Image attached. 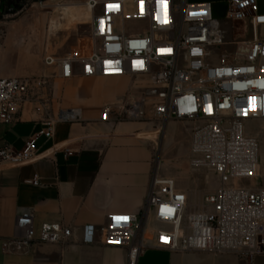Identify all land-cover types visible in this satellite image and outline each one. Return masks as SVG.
Masks as SVG:
<instances>
[{
	"label": "built area",
	"instance_id": "built-area-1",
	"mask_svg": "<svg viewBox=\"0 0 264 264\" xmlns=\"http://www.w3.org/2000/svg\"><path fill=\"white\" fill-rule=\"evenodd\" d=\"M86 2L92 12L87 52L45 55L44 66L57 68L55 77L61 79L129 78L130 92L105 104L100 120L153 122L158 133L170 120L189 123V165L211 170L217 186L189 209L188 191L171 177L155 175L139 213L112 212L97 228L83 226V242H93L97 233L103 245L126 249V264H136L150 217L161 226L154 248L247 259L264 255V187L251 186L258 138L244 125L264 122V10L259 8L264 0H226L227 28L213 18L208 0ZM126 23L137 28L127 29ZM29 91L27 80L0 76V124L18 119ZM80 118V108H60L39 134L49 138L56 122ZM35 141L29 138L19 150L0 147V166L39 159ZM70 235L60 222L35 229L27 210L15 216L14 233L2 251H21L34 242L62 244Z\"/></svg>",
	"mask_w": 264,
	"mask_h": 264
},
{
	"label": "crops",
	"instance_id": "crops-1",
	"mask_svg": "<svg viewBox=\"0 0 264 264\" xmlns=\"http://www.w3.org/2000/svg\"><path fill=\"white\" fill-rule=\"evenodd\" d=\"M0 26V76L30 82L18 119L0 124V147L19 150L32 137L40 156L21 166H0V264H126L125 248L103 245L97 233L93 242L85 243L82 228L105 224L112 212L141 211L152 178L163 176L158 172L160 137L175 121H168L159 133L153 122L101 121V108L130 92L129 78L55 77L57 68L44 66L43 57L81 54L76 38L67 51L59 53L43 46L35 21L27 16L0 22ZM17 46L12 62H7V53ZM68 107L80 108V120L56 122L49 138L39 134L46 121ZM27 210L33 214L35 229L43 222L70 227L68 240L34 242L21 251L3 252V241L14 233L15 216ZM159 228L152 219L144 228L145 247L136 264H264V255L247 259L234 253L154 248Z\"/></svg>",
	"mask_w": 264,
	"mask_h": 264
},
{
	"label": "rangeland",
	"instance_id": "rangeland-1",
	"mask_svg": "<svg viewBox=\"0 0 264 264\" xmlns=\"http://www.w3.org/2000/svg\"><path fill=\"white\" fill-rule=\"evenodd\" d=\"M86 0H1L0 22L18 20L27 16L35 21L36 34L42 40L43 46L52 51L64 53L71 46L74 38L75 45L81 50V54L87 52L89 44V22L90 12L84 6ZM204 1V0H188ZM211 1L212 16L217 19L225 28L229 26L225 14L227 10L226 0ZM260 11L264 5L260 3ZM78 25V26H77ZM76 26V27H75ZM127 29H135L132 23L125 24ZM3 28L0 26V33ZM18 46L7 53V62H10L11 54L18 50ZM12 62V61H11ZM7 65V63H5ZM18 77V76H17ZM118 90L122 86L117 87ZM164 129L157 149V157L160 160L158 172L167 177L173 178L179 189L188 191L189 209L200 205L202 195L212 191L217 186L215 174L207 168H193L189 165L188 144L186 135H189L190 124L175 121ZM245 132L255 135L258 138V168L251 180V186L264 187V122L259 120H246ZM166 133V134H165ZM170 140L168 141V138ZM171 143L170 146H163V143ZM169 145V144H168ZM245 184L249 181L243 180ZM150 223V222H149Z\"/></svg>",
	"mask_w": 264,
	"mask_h": 264
},
{
	"label": "bare ground",
	"instance_id": "bare-ground-1",
	"mask_svg": "<svg viewBox=\"0 0 264 264\" xmlns=\"http://www.w3.org/2000/svg\"><path fill=\"white\" fill-rule=\"evenodd\" d=\"M84 6L89 10V12H90V20H91L92 12H91V9H90V7L88 6V4H87L86 1H85V3H84ZM150 220H151V218L149 217V218L147 219L146 225L150 222ZM146 225H145V227H146Z\"/></svg>",
	"mask_w": 264,
	"mask_h": 264
},
{
	"label": "snow or ice",
	"instance_id": "snow-or-ice-1",
	"mask_svg": "<svg viewBox=\"0 0 264 264\" xmlns=\"http://www.w3.org/2000/svg\"><path fill=\"white\" fill-rule=\"evenodd\" d=\"M126 219V218H125Z\"/></svg>",
	"mask_w": 264,
	"mask_h": 264
}]
</instances>
